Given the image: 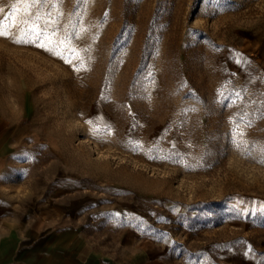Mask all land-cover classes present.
Wrapping results in <instances>:
<instances>
[{
    "label": "rangeland",
    "instance_id": "obj_1",
    "mask_svg": "<svg viewBox=\"0 0 264 264\" xmlns=\"http://www.w3.org/2000/svg\"><path fill=\"white\" fill-rule=\"evenodd\" d=\"M25 2L0 0V242L264 264V0Z\"/></svg>",
    "mask_w": 264,
    "mask_h": 264
},
{
    "label": "crops",
    "instance_id": "obj_2",
    "mask_svg": "<svg viewBox=\"0 0 264 264\" xmlns=\"http://www.w3.org/2000/svg\"><path fill=\"white\" fill-rule=\"evenodd\" d=\"M41 217L50 221V205L44 206ZM14 228L4 233V240L0 242V262L6 263L10 258L6 254L12 250L20 259L17 264H168L163 254L155 255L149 246L127 247L121 252L108 251L92 244L84 233L72 227L41 234L34 227L27 228L25 236L32 242L17 251L14 243L18 235Z\"/></svg>",
    "mask_w": 264,
    "mask_h": 264
},
{
    "label": "snow or ice",
    "instance_id": "obj_3",
    "mask_svg": "<svg viewBox=\"0 0 264 264\" xmlns=\"http://www.w3.org/2000/svg\"><path fill=\"white\" fill-rule=\"evenodd\" d=\"M40 2H41V0H31V5H29L27 3V0H26V2H25V8L27 9L29 6H34L35 4H38ZM45 2H46V0H45ZM12 7H13V11L15 12V10H16V4H13ZM3 11H4V9L2 7H0V13H2ZM9 19L10 18L8 16H5L3 20H0V36H7L9 34L8 31H7V29L9 27H12V26H14V25H16L18 23V21H16L15 19H12V24H9L8 23V20ZM37 19H39V16H37ZM22 23H25L26 24L27 21H22ZM33 32L35 33V35L37 37H40L42 35L41 32L36 31L35 29H33ZM15 42L16 43H27L29 41L26 40V39H24L23 37H21L20 39H17ZM61 43H63V41H61ZM38 46L39 47H43L44 45H43V43H41ZM70 52H71V54L73 56H75V50H70ZM60 55H62V53H60ZM65 62H70V61H68L66 59Z\"/></svg>",
    "mask_w": 264,
    "mask_h": 264
}]
</instances>
